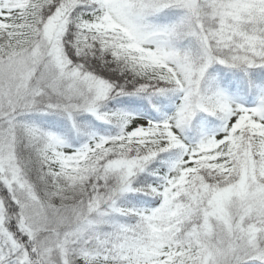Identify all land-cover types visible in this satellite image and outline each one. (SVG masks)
<instances>
[{
    "label": "snow or ice",
    "instance_id": "1",
    "mask_svg": "<svg viewBox=\"0 0 264 264\" xmlns=\"http://www.w3.org/2000/svg\"><path fill=\"white\" fill-rule=\"evenodd\" d=\"M0 264H264V0H0Z\"/></svg>",
    "mask_w": 264,
    "mask_h": 264
}]
</instances>
